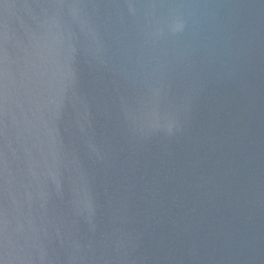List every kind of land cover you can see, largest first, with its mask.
I'll list each match as a JSON object with an SVG mask.
<instances>
[{
    "label": "water",
    "instance_id": "water-1",
    "mask_svg": "<svg viewBox=\"0 0 264 264\" xmlns=\"http://www.w3.org/2000/svg\"><path fill=\"white\" fill-rule=\"evenodd\" d=\"M0 264H264V0H0Z\"/></svg>",
    "mask_w": 264,
    "mask_h": 264
}]
</instances>
